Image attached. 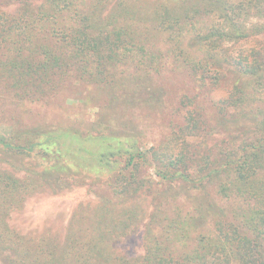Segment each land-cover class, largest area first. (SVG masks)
Segmentation results:
<instances>
[{"label":"trees","instance_id":"1","mask_svg":"<svg viewBox=\"0 0 264 264\" xmlns=\"http://www.w3.org/2000/svg\"><path fill=\"white\" fill-rule=\"evenodd\" d=\"M167 67L187 71L199 93L181 99L180 119L149 149L110 126L0 134V264H264V0H0V89L18 104L68 78L109 96L131 76L142 89ZM225 123L226 139L206 145ZM145 169L197 206L172 217L156 202L144 218ZM59 171H84L99 200L77 206L61 240L13 229L33 194L86 185L53 180ZM137 229L143 255L129 259L116 245Z\"/></svg>","mask_w":264,"mask_h":264},{"label":"rangeland","instance_id":"2","mask_svg":"<svg viewBox=\"0 0 264 264\" xmlns=\"http://www.w3.org/2000/svg\"><path fill=\"white\" fill-rule=\"evenodd\" d=\"M13 9L12 6L3 7V10L9 13ZM135 83L131 76L130 81H127L126 89L128 91L122 90L120 87L114 91L112 96H109L104 88L101 89L93 85L84 86L68 78L59 85L56 93L46 100L27 101L20 104L13 101L15 99L7 95L1 88L0 134L7 137L10 130L18 125L22 127L38 126L39 128H49L51 131L73 126L81 132L94 129L96 132L110 126L116 130L118 135L133 137L144 151L169 135L174 123L180 119L181 112L178 106L181 99L184 96L192 97L199 91L187 71L175 70L171 67H167L157 76H152L151 82L142 89L135 87ZM219 94L220 91L213 93L214 96ZM258 98L264 100V93L260 92ZM204 99L207 100V96L200 97L198 101L206 109L207 116L211 117L213 109L208 108ZM228 118L230 119V115ZM246 123L242 122V124ZM229 128H231V123H225L223 127L220 125L219 128L211 131L210 135L206 137V145L212 147L218 142L220 143L221 139H226L224 133ZM221 147L226 148L227 144ZM83 173L84 171H80V173L59 171L58 175L52 178L53 180L63 176L70 182L68 184H71L77 179H83L86 185L68 188L67 184L59 187V184L54 182L52 187L47 186L39 193L30 196L23 209L12 214L8 222L9 225L21 234H48L61 240L70 216L77 206L82 205L87 209V201L92 203L99 200V197L88 190L87 182L90 181L87 180V174L84 176ZM147 174L154 182L152 195L141 202V208L146 214L144 218L153 212L156 202H160L161 209L172 214V217L178 214L179 217H184L186 211H191L193 206H197L196 202L191 203L186 199L185 192L179 189V186L163 189L154 177L153 170L145 169L141 176L146 177ZM105 181V179L102 180V182ZM53 190L56 193H53ZM101 192L105 194V197L110 196L105 188ZM135 204L137 201L127 203L125 207L132 208ZM176 206L177 208H175ZM202 229L200 228V230ZM116 247L129 259L142 256L144 251L142 229L135 230Z\"/></svg>","mask_w":264,"mask_h":264}]
</instances>
